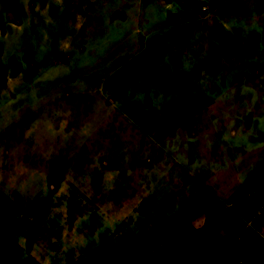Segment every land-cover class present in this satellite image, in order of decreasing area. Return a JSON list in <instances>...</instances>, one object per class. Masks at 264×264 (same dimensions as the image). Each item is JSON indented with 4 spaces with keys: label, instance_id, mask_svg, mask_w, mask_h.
Segmentation results:
<instances>
[{
    "label": "rangeland",
    "instance_id": "obj_1",
    "mask_svg": "<svg viewBox=\"0 0 264 264\" xmlns=\"http://www.w3.org/2000/svg\"><path fill=\"white\" fill-rule=\"evenodd\" d=\"M0 173V264H264V0H0Z\"/></svg>",
    "mask_w": 264,
    "mask_h": 264
},
{
    "label": "flooded vegetation",
    "instance_id": "obj_2",
    "mask_svg": "<svg viewBox=\"0 0 264 264\" xmlns=\"http://www.w3.org/2000/svg\"><path fill=\"white\" fill-rule=\"evenodd\" d=\"M183 49V46L181 47ZM63 170L61 169L60 172L61 174L64 172H62ZM60 176V174L58 175ZM63 176V175H62ZM62 176H60L62 178ZM65 176V175H64ZM52 181V180H51ZM97 197H100V195H98ZM127 197V196H126ZM109 202H114V200H109ZM123 202L126 203V201L124 200ZM122 203V202H121ZM207 219H208V214L206 212H204L203 210H197L192 212L189 216H188V222L193 226V229L195 230H201L206 226L207 223Z\"/></svg>",
    "mask_w": 264,
    "mask_h": 264
},
{
    "label": "crops",
    "instance_id": "obj_3",
    "mask_svg": "<svg viewBox=\"0 0 264 264\" xmlns=\"http://www.w3.org/2000/svg\"><path fill=\"white\" fill-rule=\"evenodd\" d=\"M2 173H0V187L3 189L5 185H4V175Z\"/></svg>",
    "mask_w": 264,
    "mask_h": 264
}]
</instances>
